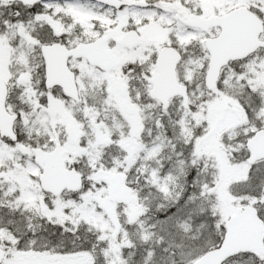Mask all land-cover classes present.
<instances>
[{"label":"snow or ice","instance_id":"1","mask_svg":"<svg viewBox=\"0 0 264 264\" xmlns=\"http://www.w3.org/2000/svg\"><path fill=\"white\" fill-rule=\"evenodd\" d=\"M0 264H264V0H0Z\"/></svg>","mask_w":264,"mask_h":264}]
</instances>
